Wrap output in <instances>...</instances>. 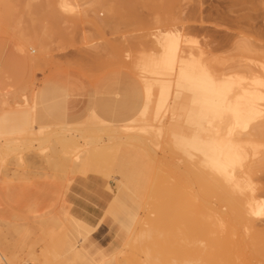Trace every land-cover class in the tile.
<instances>
[{"label": "rangeland", "instance_id": "rangeland-1", "mask_svg": "<svg viewBox=\"0 0 264 264\" xmlns=\"http://www.w3.org/2000/svg\"><path fill=\"white\" fill-rule=\"evenodd\" d=\"M135 1L136 2H134V0H127V1L125 0V2L124 0L123 1L122 0H110V1L109 0H78L79 6L77 8V11L71 13L69 12V10H67L66 12L65 9L66 7L64 8V6L67 5L64 4L66 2L73 3V0L72 1L71 0H0V145H3V149L2 148L0 149V257L5 258V260H2L0 258L1 261L0 264L1 263L2 264L4 263L5 264H90L87 261L88 259L87 260L81 259L78 250L71 247L69 243L74 244L77 243L78 240L79 248H82L80 246L81 244L80 242L83 239V236L84 237L88 236L90 237L91 240H94L98 244V246L102 247L105 250H110L111 244L113 242L114 233L115 231L118 230L121 223L125 225V229L127 230L129 229V231L124 235H128L130 237V234L135 235L136 233L134 237L135 244L134 246L132 245L133 248L130 247L131 245L128 246L129 244H131L130 241L133 240V238H131L133 236H131L130 239L128 237L129 242L126 245L127 250L124 248L125 246H123L122 250L120 248V250L117 251H119L120 253V251L124 250L127 253L130 249L134 251V249L137 248L138 250L136 251L138 252L134 251L133 253L130 250L131 253L129 252L128 255L125 252H123L121 253L122 255L120 254L121 256H115V253L116 255H119L118 252L115 251L113 253V259H112L113 261L111 260V262H113V264H116L117 263L115 259L116 257L119 263H122L124 261L126 263L129 262V264H135L136 260L137 261L140 260V262H143L146 259L147 264H150V262L147 261L149 260L148 259L149 255L147 254L151 255V253L154 250L153 251L150 250L152 252L150 253L146 252L147 254L142 255V253H140L139 251L140 246L137 245L138 243L140 245V242L138 240L140 236L143 235L146 236L145 235L146 232L144 231L145 230L144 228L147 227L146 225V223L148 222L146 221L148 220L147 217L149 215L151 217L154 216V214H151L152 208L150 209L144 206L148 205L149 207L148 203L152 205L151 203H155V201H157L158 198H161L162 195H163L162 198L166 196L170 192L169 186L170 188H172L174 183H176L175 185H179L177 184L178 182L176 181L178 180L179 182L181 181L182 183V181L183 180L185 181V178L187 177H188L187 179L191 180V181L189 180L190 183L186 180L187 186L184 183H182L181 185L182 187L183 185H185L187 189V193L190 192L189 189H191V192L189 194L184 193L186 192L185 190H183L185 188L184 187L182 188L181 185L178 188H180L179 189L180 192L181 190L184 191L183 192L184 195L187 194L189 195V197L191 195L192 197L191 199L194 198L193 195L194 192L196 194V190L198 189V186L197 187L195 186L196 182H193L192 178L190 177L193 176L196 178L197 177L196 174L197 173L200 174L201 170L204 171L203 166L206 167V165H202L203 169H201V165L198 166L200 167L198 168L199 171L196 173L194 170V172L191 175L190 172L191 167H189L190 170H188L189 168L185 169V166L189 164L188 163L189 158H187V154L185 155V152L182 151L184 153L183 154L181 151H179L180 149L177 150L175 148V146L173 145L174 143L172 142L174 140L172 139L173 136L171 132L164 131L165 129L164 130L161 129V132H158L156 130H158L157 129L158 127L159 128L163 127V125L161 124H167L168 122L171 121V117L173 116L172 112L174 110L178 116V119L176 120L177 122L175 121L174 125L175 126L176 124L179 125V127H181V129L179 128V131L184 134L183 136L186 135L187 137H189V135L193 134V130L198 127V126L194 127L196 126V124L194 126L192 125L196 120L198 109L196 107L197 105L195 106L192 103V99L194 98V94L192 93V91L188 88H179L176 86V80L174 79L175 77L172 76L174 74L173 70H172L173 72L170 71V73L172 72L173 74L172 75L170 74L169 77L168 75L169 68L167 67L168 71L166 70L165 71L168 74H166V76H163L164 69L166 68V66L165 68L163 66V75L157 74L158 73L157 70L159 68H161L160 70L162 71V67H161L162 65L160 66L159 63V65L157 66L160 67L158 68L156 66L157 61L153 59L152 61L153 62L155 61L154 62L155 65H153L150 59L151 51L152 53L155 54L156 57V53L157 52L159 53L160 50V47L158 48L159 45H157L156 42L154 43V39L152 37L153 33L155 36L156 30L162 32L165 31L169 32L171 30L175 31L176 29L179 30V28H184L185 36H188L187 37L188 40L190 39L185 46L188 47L187 49L189 50L192 47L191 50L194 51H196L203 44H205L207 40L208 41L216 40L219 43L222 42L221 44L224 47H221V45L218 43L215 44L216 41L214 43L215 47L213 45V49L215 51H213L211 57L213 60L216 61H214L215 64H213L212 67L215 68L216 70L212 69L210 71L215 70L218 72L220 69V71L223 70L224 72L225 69L221 68V67H225L224 65H227V68L226 67L225 68L229 69L228 65L234 63V60H232L233 61L232 62L230 59L232 57V59L237 60L236 65H240L238 64L239 61L241 63L240 67L249 66L250 69L252 68L251 70L253 69L255 70L256 73L253 70V73H255L253 74L254 76L257 74V76L259 77L261 76V78L264 80V76H262L264 75V0H135ZM118 2L121 5L115 4ZM128 3L132 5H129ZM114 6L115 7L121 6V8H118V10L116 8L115 9L116 12H114L115 10L112 12L110 8L113 9ZM127 7L129 9H127ZM41 16H43L44 18H42ZM68 19L69 21L71 20V22H69ZM78 19L79 21L74 22V20L76 21ZM41 23L42 24L45 23V25L42 26ZM33 24L34 26H32ZM153 26L156 27L153 28ZM219 45L221 48L219 47ZM249 45L251 46V48L249 47ZM245 47H249L248 49H254L255 52L257 49V52L254 53L253 52L254 50L253 51L247 50V48L245 49ZM218 48L219 50H217ZM258 50L260 51L258 52ZM159 54L157 55L156 58H159ZM228 58L229 61H231V63L227 62ZM222 60L226 61L227 63L224 62L226 63L224 64ZM201 61H204L203 58L201 59ZM211 61L212 60H210V62ZM149 62H151L152 64H150ZM220 62L224 65L222 66ZM204 63L207 65L210 64L209 62H208L209 64L206 63V61H204ZM141 64L142 65L144 64L143 69L140 68ZM145 64L147 67H145ZM216 64L218 66L220 65V68L217 67ZM251 64L254 67L251 66ZM231 65H230V69H231ZM234 65L235 63L232 65V67ZM151 66L153 67L151 68ZM214 66H216L217 68ZM209 67H211V64L209 65ZM151 69L156 70L157 73H155V71L152 72ZM230 69L229 71L227 70V73L231 72ZM243 69L242 71L239 69L240 70L239 72V70H235L234 68L232 69L233 70L232 72L238 71L240 74L241 72L244 71L248 73L251 71L248 68L244 71ZM151 72L155 73V75L150 74ZM225 73H224L225 76L228 75ZM220 74H222V72H220ZM233 74L237 75L236 73ZM249 75H251V77H249L251 78L249 79L251 80L250 82H255V80L252 81L254 77L252 75V71ZM246 76H241L240 74L239 77H243L242 79L241 78L239 79L238 76L237 78L236 77L235 78L241 81L240 83L241 85L242 83L246 82L247 86L249 87V82L245 81L244 78ZM232 77L234 76L232 75ZM213 78H215L214 74H213ZM222 78L225 79L224 77H221V80ZM230 79L231 80L229 81V83L232 82V78ZM158 80L160 81L162 80V84L167 83L168 81L171 82L170 94L168 96V106L170 107V109L167 108L166 105L164 109L160 111L163 112L158 114L157 117H155L157 119H155L154 118V116L156 115L155 103L157 102V100L154 99L155 97L156 99H158L159 95L157 93L160 90L164 89L162 88V84H160L161 82H158ZM222 83L223 81L221 82L219 81L218 85L219 84L221 86L227 85L228 88V87H232L230 84H232L233 82L230 83L229 86H228V81L227 84L225 83L222 84ZM232 85L234 86V84ZM221 86H218V88ZM247 86L245 85V88H247ZM237 87L238 86H236L232 92L234 93L236 89L240 90L239 92L236 91L238 92L239 97L238 96H236L237 98L235 97L237 100H239L241 99L242 96L245 95V94L243 95V93L246 90L244 89V85L240 89H238ZM250 88L249 90H252ZM254 89H255V85H254ZM231 90L232 89L230 88L229 91L231 92ZM249 90L246 92L248 93ZM229 91L227 89V91L224 90L223 92L222 91L219 92H221V94L222 93L224 94L225 92L229 94L228 93ZM262 91L264 93V87H262ZM207 93L208 92H206V95ZM251 94H249L250 96L249 95L248 96L252 99ZM224 95H226V93ZM235 95L236 94L234 95L230 94V96L233 97L230 98L229 96V98L232 99L234 98ZM209 96H205L206 98L202 100L206 101V99H208L207 97ZM223 96L222 97L219 96V97L223 99L224 98ZM225 98H226L225 100L229 99L227 95L225 96ZM243 98L241 100L244 104L247 103L246 107H248V103L254 102L249 100L243 101L244 100ZM234 100H232L231 102H234ZM204 101H203V105H204ZM251 103L249 105L250 107L248 108L252 107ZM227 104H226V108H223L225 109L224 114H226V117H228L227 116L228 114L226 112L228 110ZM236 104H234L235 106L233 105L232 108L230 107L229 104V107L232 110L231 111L228 110V113L231 112L232 114L233 112L236 113L235 110H237V112L240 110L242 111V112L239 111V114L241 115V113H244L243 110L247 109L246 112L252 114L251 109L250 111H248L249 109L246 107L245 109L241 107L242 110L239 108V106H242V103L239 105V102H237ZM145 105L147 107L146 108L147 112L146 111L144 112L146 113L142 111V109L145 108ZM258 105H260L261 107L260 108L262 112L261 118L264 119V99L261 100ZM43 106H45L48 109L49 111L48 115L46 114L47 111L44 109ZM205 106H208L206 107L207 112L205 111ZM171 107L173 108V110ZM210 107L211 106L205 104L204 109L202 107V110L210 114V112L214 111V110L212 111L210 110L215 108V107L213 108V105L211 108ZM148 109L151 110V112H149ZM215 111L217 112V110ZM220 111L218 110L219 113ZM204 112L202 111V116L209 115V114L206 115V113ZM140 113H144V115H142V118L144 117L145 119L147 118V120L144 119L145 123L143 124L147 126H143L142 124H139L141 128L139 125L136 124L137 119L139 118L142 119L140 117L141 116ZM152 113L154 114L152 115ZM234 113L232 114L233 117L235 116ZM218 114L215 116L218 117ZM220 114L219 117H221ZM245 114L244 115L242 114L243 115L242 117H244L243 119L247 120L248 117L245 116L250 114H246V115ZM147 115H151V116H147ZM213 116L211 115L210 117L212 118ZM231 116L229 118L234 119L233 117L231 118ZM201 117L198 120V122L204 119V117L202 118ZM224 117L225 115L223 116V118ZM135 118L137 119L135 120ZM149 118H151V120ZM206 118L207 117H205V119L203 120L204 122L202 121L203 123L201 122L202 124L204 123L206 124L207 122ZM223 118L222 120H226V118L224 119ZM249 119L252 120L251 116L249 117ZM249 119L247 121H249ZM213 120L214 119L210 121L212 122ZM242 120H240V123L244 121ZM139 121L140 120H137V123ZM217 121H220V119ZM244 122L246 123V125H244V123H241V126L244 125L246 127L240 126L238 129L240 130L241 128V131L237 129L236 132L234 133L237 132L241 133L243 132V130L245 131L246 129L249 128L248 127L249 125L247 124H251V123H248L246 121ZM149 123L151 124V126ZM157 123L160 125L158 126ZM207 123H209V121ZM225 124L227 126V130L223 129L224 127L222 128V130H225L226 132L230 131L229 125L231 128V125L233 123H228L229 125H227V123ZM62 125L65 128H63ZM126 126L127 127L134 126L133 127L134 129L132 130L131 128L127 129ZM138 126L140 129L137 128ZM68 127L71 129H69ZM208 127L206 129L205 128L202 129L203 127L202 128L200 127L198 129L200 135L201 132L202 133L204 132V135L201 136H203V138L206 139L205 141L207 143L206 142L205 143L207 145L210 144L208 143L209 140H207V138L205 137L206 132H208L207 136L209 135L210 137L209 134L210 131L207 130ZM252 127H250L249 129H251ZM173 128L176 132H178L177 131L178 129L176 130L174 126ZM176 128H178V126H176ZM210 128L211 127H209V129ZM58 129L60 131H58ZM62 129L63 130L65 129L64 135L62 134L63 137H68V136L70 137L71 135H73V133L74 136L78 137V138L76 137L78 139V140L76 139L77 141L76 143L77 145H80L81 149H79L78 152L72 153V157L77 153H81L75 155V157L79 156L83 160H86L88 158L87 161L89 162V164L87 168H82L83 171L81 172L80 171L76 172V170L74 171L71 168L69 171V167L71 166V164H73V158H75V157L72 158L70 156L72 150H70L71 151L70 155H68V158L70 157L68 160L69 164H67L68 166L65 165L66 170L65 168H63L64 170H62L63 163L61 164L60 161L62 160L61 157H63V162H64L65 156H61L62 154L61 152L63 149L61 150L62 147L59 144H57V141L60 140L59 138H63L61 135V131L63 133ZM115 130L117 131L114 132ZM205 130L207 131L205 132ZM232 131H234V128H232ZM250 131L251 130H249V132ZM36 132L41 136L38 137ZM69 132L71 134H69ZM212 132L215 134L217 131L212 130ZM226 132L224 135H226L227 137L228 132L227 133ZM249 132L245 131L243 132V134ZM27 133L30 135L31 133L32 135L33 133L35 134L33 136H30L27 135ZM112 133H117V135L114 134L116 137L112 135ZM218 133H221V135H218ZM222 133L224 132L223 131L221 132V128H220V130H218L217 132V136L215 135L213 138L216 137L219 140L220 138L221 140H223L224 135H222ZM55 134L59 136H56ZM214 134H212V136ZM42 136L44 137V140H42L43 138ZM54 136H56L57 138L56 137L54 138ZM112 136L114 137V139L111 138ZM36 137H38V141L40 143H38ZM129 137L130 138L132 137L131 139L142 137L143 138L141 139L142 141L145 138L151 139V140L148 139L144 140V141L148 140V142L149 141L152 142V143L149 142L150 145L148 144V147L150 146V149H148V147H146L148 150L146 148H143L145 147L144 144H146L147 146L148 143V142L145 143L144 141L143 143L141 142L138 144L140 147H136L138 145L137 144L135 145V141L130 140ZM115 138L118 140V143L116 142L117 140H115ZM122 138L125 139L123 140ZM126 138H128L129 141ZM247 138L248 137H246V139ZM54 139H56L57 141L55 142ZM171 139L172 141H170ZM224 139H229V137ZM246 139L243 141H246ZM98 140L99 142H97ZM221 140L218 143L223 144L224 142L223 146L225 147L226 145L228 146V144L230 143L229 142L228 144H225L227 143L226 141L228 140L223 142ZM249 140L253 141V138L247 139L248 142ZM110 141H112L111 142L112 145H110L111 144ZM212 141L213 140L211 139V142ZM90 142L92 144L94 142L97 143H95V145L94 144L92 145ZM246 142L244 143L242 142V144H244V146H242L244 149L245 147L246 148L248 147V150H251L252 147L255 149L254 147L255 145L252 146L253 144L251 145V142L249 144L248 142L247 143ZM89 143L91 145H89L88 147L87 144ZM98 143L100 144L101 147L98 146L99 145ZM5 144L7 146H5ZM38 144L41 145L39 146ZM102 144L105 147L102 146ZM124 144H127V146ZM140 144H142V146ZM206 144H205L206 148L209 147L210 149V147H212V146H207ZM220 144L219 147L220 149H222ZM117 145L119 146V149L117 150V152H115L116 151L115 149H117L118 147ZM246 145L252 147L250 148L249 146ZM92 146L96 147V149L93 148L91 151V149L89 148L90 147L92 148ZM225 147H223V150L224 149L226 150ZM229 147L230 146H228V148ZM86 148L88 150H86ZM59 149L61 150V152L58 151ZM109 149L110 150L113 149L114 151L108 152ZM144 149L147 151L151 150V154L149 153L151 157L150 156L149 157L152 158L153 156V158H155L156 160H154L153 158L152 159L148 158L147 157L148 155H146L148 152L145 151ZM98 150L100 151L98 152ZM238 150L239 151H236L238 158L236 157V155L234 157L232 154H230L233 157L229 159L231 157L229 154L226 157L223 156L224 154L223 155L221 154L222 155V156L220 155L222 157V158L220 157L221 160L222 159L225 160V158H228L227 161L232 160L233 158H237L238 160L241 154L242 156H244L243 159L245 158L244 161H246L247 158L249 159L248 161L250 162V164L251 162L256 161V159H254L256 157H253L254 160L251 161L252 154L255 153L252 150H251L252 154L250 151H247L248 152L247 154L250 153V155L248 156H246L247 155L245 153L246 150L244 151L240 149ZM37 151H39V153ZM68 151L66 152L67 154H69ZM80 151H84V152H80ZM88 151L89 153L92 152V154L89 155ZM85 152L89 156L84 155ZM94 152L96 153V155L93 154ZM101 152L104 156L105 153L107 152V156H105V158L108 157V159L110 158L111 155V157L114 159L113 160L114 163L112 162V160H110L111 161L110 165H107L109 164V162L106 163V161H103V160H107V158L105 159L102 156ZM238 152H240L239 155ZM56 153H60V155ZM224 153L227 154L226 152ZM98 154L100 155V157L102 156L101 157V159H103L102 161L97 156ZM54 155L57 157H55ZM93 155L95 157H93ZM96 156L100 160V164L98 163L99 161L98 159H97L98 164L95 163L96 161L94 160L96 159ZM184 156L186 157V159H184L185 158ZM253 156H255V154H253ZM57 158L58 161L56 160ZM183 159L187 161L186 163L188 164L185 165L182 161ZM224 160H222L221 162H224ZM237 160L236 162L239 163L240 160L239 161ZM68 161L65 160V162ZM212 162L213 161L211 160L210 163L209 162L207 163L211 164ZM236 162L234 160V163ZM240 162H241L240 166L242 164V169L245 171L246 168L244 169L243 167H247V165L252 168L255 167L253 166L254 165L253 163H252L253 165L252 164L249 165V162L248 163L247 162L245 163L243 161ZM101 163L102 164L104 163L103 166L104 165L110 167L113 166L112 170L111 168L109 170L108 167L107 171H102V168L104 169V167L101 165ZM90 165L95 167L93 168ZM117 165L118 166L125 165L128 168L127 170L129 171L131 181L130 183L127 184L126 188L118 181L117 176L114 177V179L109 178V175L110 176L112 174L114 176L116 175V171H117L116 167H118ZM156 165L158 168L156 172L157 171H158L157 173L161 172L160 176H163V178H165L166 180L164 182L167 184V182L169 181L171 185L168 183L169 186H167L168 185L167 184L161 188L164 189V191L160 197L155 198V196H157L158 194H156V191H154L153 192L154 196L150 200H153L154 198L156 200L155 201L153 200V202L152 201L149 202V199L148 201H146V196L148 197L149 195L148 188H150L149 192L151 193L150 191L152 187L151 184L154 183V182L152 183V180L154 181V179L151 180V178H156L155 177ZM213 165L214 164L212 163L211 165H209V167L210 166L212 167ZM234 165L235 164L227 165V167L229 168L228 170H230L231 169L230 167L231 166L233 167ZM96 167L97 168L99 167V169L97 170ZM216 167L217 166H214V168ZM236 167H237V171H235L234 167H233L234 169L232 170H234L236 173L242 172L241 168H239L238 166ZM211 169H213V167ZM211 169H210L211 171L210 173H213V170H215L214 172H219V170L216 171L217 169H213V170ZM254 169H256V167ZM71 170L73 172H71ZM169 170L174 173L170 172ZM184 170H186V172L188 170L187 176ZM205 171L207 172V170ZM205 171L203 174V178L207 174L208 175L210 174L208 172L206 174ZM189 172L190 174H188ZM49 173L51 174V176ZM236 173L233 174L237 175L236 178L239 180L241 176L246 175L245 173L241 175ZM173 175H175L176 177ZM212 175H214V173ZM218 175L219 174H217V176ZM248 175L252 177L254 173L253 174L249 173ZM36 176L38 177L36 178ZM160 176L158 174V177L160 179H163ZM220 176H218V178L216 177V175L211 177L214 178V181H217L220 178ZM207 177L208 176H206L204 180ZM211 177L209 178L211 179ZM253 177H254L253 179L257 177L256 181H258L257 183H259V187H260L258 193V195L260 194L259 201L261 202L263 201L262 206L264 209V169L262 172H257V176H253ZM221 178H223L225 181V177L221 176ZM172 180L173 183H171ZM158 181L154 184L156 185L157 183H159ZM222 182L220 184L224 185L225 183ZM162 183L163 182H161V184ZM161 184L160 183L157 184V187L153 185V187L155 186V188L152 187L153 188L152 191L156 188H160L159 185ZM190 186L191 188H189ZM165 191H169V192L167 193ZM176 192L178 195L181 196V194H179L180 192L179 193L178 191ZM139 195H142L143 197L140 198ZM152 195L150 194L151 197ZM180 196L178 197L180 198ZM183 198L185 199V196ZM208 198L207 200L205 199V201L206 202L208 201L209 203V200L211 201L213 197H211L210 199ZM180 199L178 200V202L182 204V200L183 202H185V200L187 201V196L185 200L184 199L180 200ZM145 201L146 203L147 202L148 203L144 205ZM190 201L192 200H189V202L188 201L187 202L191 203ZM212 202L214 203L211 202L210 203L215 204L216 200L213 199ZM185 205H187L186 208H188L189 210L190 207H188V204L185 203ZM81 207L86 208L85 211L80 212ZM75 208L76 210H74ZM143 208L147 212L144 211ZM186 208H185V213L186 211L188 212ZM263 209L260 215L256 216L257 218H255L257 229L263 231V233L261 234L262 237L264 235ZM65 213L67 216L65 215ZM104 213L106 214L105 221L103 222L102 225H99ZM186 215L184 216V219ZM114 216L118 218V221L116 223L114 222L112 226L113 229L111 231H108L106 226L107 224L109 223L111 224V222H113ZM137 218L139 219V221ZM186 218L189 221V217ZM187 220L184 221L186 222V225L187 224L189 225V222ZM145 221L146 223H144ZM184 221H182V223H185ZM143 224H145L146 226L145 225L143 226ZM139 225L141 228L143 227V231L145 233L142 232V235L140 233L139 238L137 239L138 237L137 232L139 230H142L139 227ZM182 225L184 227H181V225H179V228L180 229L182 228V231L185 233L186 231L184 230L187 228V232L190 234L188 225L187 226L185 224ZM65 227L68 229H66ZM135 228L137 229L139 228V229L135 230ZM70 230L72 232V237H71V232L69 233ZM183 232H179V233H183ZM185 233H184L185 237L181 234L183 238H187V235L189 236V234L185 235ZM81 235L82 237H79ZM176 235L177 237H174L176 240L172 239L173 236L168 237L167 240L171 241L172 239V241H176V243L174 244L177 245V241L179 242V240L180 239L183 240V238H181V236H178V233ZM262 237H260V240L261 242H264V237L263 238ZM145 239L146 238H143L141 240H145ZM69 240L71 242H69ZM137 240L138 243H136ZM182 240L180 241L182 242ZM189 240L191 241V239ZM172 241L170 242L171 244H169L170 248H173L171 247L173 243ZM188 241L186 240V242ZM190 241L188 243L191 245ZM261 244L259 245V248H262L264 250ZM180 245L177 246L180 247ZM186 248L187 250L189 249L192 250L191 247L186 246ZM186 248L184 247V250ZM181 249L182 246L180 250ZM172 250H170L169 253H171ZM177 250L178 252L176 251L175 254L174 252L171 253L172 257L171 254L169 255V257L172 258L171 260L175 259L174 257L177 256V254H180L179 248H177ZM184 250L182 249L183 252ZM168 251L165 250L164 252L165 255H167V257H168L167 254ZM87 253H88L87 255L94 262L100 263L99 260L94 255H92L91 253L89 254V252ZM135 253H136L135 256L136 258L133 257L134 256L133 254ZM155 253L157 255L156 251ZM155 253H152L154 255L150 256L152 259L154 256H156ZM188 254L189 253L187 254L185 253V257ZM144 255L147 258H145ZM165 255L163 253L161 254V257L163 258V263H164V258H166L165 261L167 259H170L169 257L167 258ZM129 256L132 257V260L131 258L128 259ZM188 256L186 257V260L188 258V260H191L189 262H193V264L204 263V259L199 258V256L197 257V255L196 256L194 255L193 258L192 256L190 257ZM185 257L182 258V261L185 260ZM194 257L196 261L194 260ZM154 259H156V257ZM176 259L179 258L176 257ZM192 260H194L195 262ZM132 261H134V263ZM169 262L170 261H168L167 263L169 264ZM189 262L186 263V261H184L182 264H189ZM144 263L145 262H143V264ZM153 263L156 264L157 261ZM173 263H175V261ZM256 263L264 264V259L259 261L257 260Z\"/></svg>", "mask_w": 264, "mask_h": 264}, {"label": "bare ground", "instance_id": "bare-ground-1", "mask_svg": "<svg viewBox=\"0 0 264 264\" xmlns=\"http://www.w3.org/2000/svg\"><path fill=\"white\" fill-rule=\"evenodd\" d=\"M72 1V0H71ZM110 1V0H109ZM123 1V0H122ZM127 1V0H126ZM120 2V1H119ZM115 3V4H117V5H121L120 3ZM124 2H125V0H124ZM134 2H136L135 0H134ZM134 2H133V4H134ZM101 4V3H100ZM104 4H105V2H104ZM108 4V3H107ZM129 4V3H128ZM137 4V3H136ZM64 5H67V6H64V8L66 9V12H67V10H69V12H75V11H77V8H78V6H79V4H78V0H73V3H68V2H66ZM112 5H113V3H112ZM117 5H115V6H117ZM122 5H123V3H122ZM129 5H132V4H129ZM129 5H127V6H129ZM102 6V5H101ZM108 6V5H107ZM114 6V8L112 9V8H110V10H112V12L117 8V10H118V8H121V6H119V7H115ZM126 6V5H125ZM110 7V6H109ZM135 7V6H134ZM108 8V7H107ZM123 9V8H122ZM127 9H129L128 7H127ZM109 10V9H108ZM120 11H121V9H120ZM111 12V11H110ZM114 12H116V10L114 11ZM123 12V11H122ZM121 12V13H122ZM109 13V12H108ZM67 14V13H66ZM74 14V13H73ZM80 14V13H79ZM116 14V13H115ZM118 14H119V12H118ZM43 15V14H42ZM69 15V14H68ZM117 15V14H116ZM72 16V15H71ZM119 16H120V14H119ZM118 16V17H119ZM42 18H44L43 16H41ZM73 17V16H72ZM110 17V16H109ZM39 18H40V16H39ZM67 18H68V16H67ZM76 18V17H75ZM78 18V17H77ZM117 18V17H116ZM38 19V18H37ZM71 19V18H70ZM74 19V18H73ZM114 20V19H113ZM158 20V19H157ZM68 21H69V19H68ZM77 21H79V19L78 20H74V22H77ZM69 22H71V20L69 21ZM111 22H112V20H111ZM43 23V22H42ZM41 23V25L42 26H44L45 25V23L44 24H42ZM108 23V22H107ZM40 24V23H39ZM74 24V23H73ZM160 24V23H159ZM40 25V26H41ZM110 25V24H109ZM149 25V24H148ZM32 26H34V24L32 25ZM36 27V26H35ZM156 27V26H155ZM154 26H153V28H155ZM201 27V26H200ZM193 28V27H192ZM195 28V27H194ZM44 31H46V30H44ZM190 31V30H189ZM185 30H184V28H179V30L178 29H176L175 31H165V32H162V31H157L156 30V32H155V36H154V33H153V35H152V37H153V39H154V43L156 42V44L157 45H159L158 46V48L160 47V50H159V58H156L157 57V53H156V57H155V54L154 53H152V51H151V54H150V59H151V62L153 63V65H155V61H157L156 62V66L157 65H159V63H160V66L162 67V71L160 70L161 68H159L160 66H157L159 69V71L157 70V72H156V70H153V69H151V71L152 72H154L155 71V73H157V74H159V75H163V66H164V68H165V66H166V68L164 69V75L163 76H166V74H168L166 71H168L167 69L169 68V77H170V74L172 75L173 73V75L172 76H174L175 78V80H176V86L177 87H179V88H188V89H190L191 91H192V93L194 94V98L192 99V103L197 107V109H198V112H197V116H196V120H195V122L192 124L193 126L196 124V126H194V127H197V128H195L194 130H193V134L192 135H189V137H187L186 135L185 136H183L184 134L183 133H181L180 131H179V128L181 129V127H179V125H177L176 123V126H178V128H176V126L174 125V122L178 119V116H177V114L175 113V111L173 110V108H172V110H173V116L171 117V121L170 122H168L167 124H161V125H163V127L162 128H157L158 130H156V131H158V132H161V129H165L164 131H170L171 132V134H172V136H173V140L174 141H172V139L170 140V141H172L174 144V146H175V148L177 149V150H179V151H183V152H185V155L187 154V158H189L188 160V163H186L187 161H185L184 159H186V157L182 160L183 161V163L186 165V164H188V165H186L185 166V169H187V168H189V167H191V175H192V173L194 172V170H195V172L197 173L199 170H198V168H200V167H198V166H200L201 165V169H203L202 168V165H206V167L205 166H203L204 167V171L205 170H207V172L208 173H210L211 171H210V169L213 167V169H217L216 171H218L219 170V172H214L215 170H213V169H211V170H213V173H214V175H216V177L218 178V176H223V177H225V181H224V179L223 178H221V176H220V178L217 180V181H214V178L213 177H211V176H214V175H212L213 173H210L209 175L207 174V172L205 171V173L207 174L206 176H208L205 180H204V178L206 177H204L203 178V174H204V171L203 170H201V172H200V174L199 173H195L196 175H197V177L195 178V177H190V178H192V180H193V182H196V187L198 186V189L196 190V194H195V192H194V195H193V199H191L192 197H191V195H190V197H189V195H187V194H189L190 192H191V189H189L190 190V192L189 193H187V189H186V187H185V185H183V187L185 188V189H183V190H185L186 192H184L183 190H181V192L179 191V189L180 188H178L182 183H184V184H186V186H187V181L190 183V179H187V178H185V181L183 180L182 181V183H181V181L179 182L177 179V181L176 182H178L177 184H179V185H175L176 183H174V185H173V187L172 188H170V186H169V181L167 182V184L164 182V181H166L165 180V178H163V176H160V174H161V172H159V173H157L156 172V170L158 169L157 168V165H156V169H155V174H156V178H158V179H156V178H151V180L152 179H154V181L152 180V183L154 182V183H156L160 178L158 177V174H159V176L160 177H162L163 179H160L158 182L161 184V182H163L161 185H163L164 183V185L163 186H161V185H159V187L160 188H156V189H154L153 191H152V189L153 188H155V186L157 187V184H159V183H157L156 185L153 183V184H151L152 185V187H153V185H155L153 188L151 187V193L149 192V189L150 188H148V197L146 196V201H148V199H149V202L150 201H152L153 202V200L155 201L156 199V197H160L161 196V194H163V191H164V189H161L162 187H164L165 185H167V186H169V189H170V192L169 191H165V192H169L166 196H164L163 198H162V196H161V198H158V200L157 201H155V203H151L152 205H150V203H148L149 204V207H148V205H146V206H144V207H147V208H152V213L151 214H154V216H148L147 217V219L148 220H146V221H148L147 223H146V221L144 222V223H146V225H147V227L146 228H144L145 230V232L143 231V227L141 228L140 227V225H139V227L142 229V230H139V231H141V232H137L138 234V237H137V239L139 238V234L141 233V235H142V232H144L145 233V235L146 236H140V238L141 239H143V238H146L145 240H141L140 238L138 239L139 240V242H140V245H139V243H138V240H137V242L136 243H138L137 245L138 246H140V249L142 250V252H141V250L139 249V251H140V253H142V255L143 254H147V253H150V252H152L153 250V252L152 253H155V251L157 252V255H156V253H155V255L156 256H154L153 257V259L150 257L151 255H154V254H152L151 253V255L150 254H147V255H149V257H148V259L149 260H147L148 262H150V264H154L153 262H156L157 261V263L156 264H166L168 261H170L169 262V264H182L184 261H186V263H188L189 261H191V260H188V258H187V260H186V257L188 256V257H190V256H192V258H193V256L195 255H197V257L199 256V258H202V259H204V263L205 264H257L256 262H257V260L259 261V260H262V259H264V250L262 249V248H259V245L262 243H264V242H261V240H260V237H262L261 236V234L263 233V231H260V230H258L257 229V226H256V221H255V218H257L256 216H258V215H260V213L262 212V209H263V206H262V204H263V201L261 202V201H259V198H260V194L258 195V193H259V183H257L258 181H256V179H257V177H255V179H253L254 177L253 176H257V172H262L263 171V169H264V149H262V148H264V119H262L261 118V114H262V112H261V107H260V105H258L259 103H260V101L261 100H263L264 99V93H263V91H262V87H264V80L261 78V76L259 77V76H257V74L254 76L253 74H255L256 72H255V70H254V72L255 73H253V70H251L250 69V67L248 66V67H240V65H241V63L238 61V64H240V65H236V59H232V57L230 58L231 59V61L232 60H234V63H235V65L232 67V65L234 64H232L231 63V61H229V58H228V61L227 62H229V63H231V64H229L228 65V68L230 69V65H231V69H230V71L231 72H228L227 73V70L229 71V69H226L227 68V65H224V64H226L227 62L226 61H223L222 60V62L224 63V62H226V63H224V64H222L221 62H220V64H222V66L224 65L225 67H221L222 69L224 68L225 69V71L223 72V70L222 71H220V65L218 66L217 64H216V66L217 67H219L218 69H219V71L220 72H222V74H220V72L218 71H215L216 69L215 68H213L212 67V65L213 64H215L214 63V61H216V60H213L212 59V53H213V51H215L214 49H213V45H214V43H215V41L216 40H210V41H206L205 42V44H203L200 48H198L196 51H194V50H191V48H190V50L189 49H187L188 47H186L185 45L187 44V42H189V40H188V36H185ZM157 33V34H156ZM187 33V32H186ZM46 34V33H45ZM50 35V34H49ZM187 35V34H186ZM42 37V36H41ZM45 38V37H44ZM43 39V38H42ZM156 40V41H155ZM220 44L221 45V47H224L221 43L222 42H217L216 41V43L215 44ZM225 43V42H224ZM227 43V42H226ZM229 43V42H228ZM251 44V43H250ZM220 45H219V47H220ZM228 45V44H227ZM22 46V45H21ZM226 46V45H225ZM214 47H215V45H214ZM220 47V48H221ZM249 47L251 48V46L249 45ZM249 47H245V49L247 48V50H251V51H253L254 49H248ZM252 47H253V45H252ZM22 49H23V47H22ZM153 49V48H152ZM194 49H196V48H194ZM256 49V48H255ZM217 50H219V48L217 49ZM260 50H258V52H259ZM25 52V51H24ZM254 53H256L257 52V49H256V52H255V50L253 51ZM196 53H198V54H196ZM259 55V54H258ZM149 56V55H148ZM206 57V58H205ZM211 59H210V58ZM214 57V56H213ZM144 58V57H143ZM203 58V60L204 61H206V63H210L211 64V67H209V65H207V64H205L204 63V61H201V59ZM207 58H208V60H207ZM145 59V58H144ZM153 59H155V61L153 62L152 60ZM196 59H199V60H196ZM215 59V58H214ZM210 60H212L211 62H210ZM208 61V62H207ZM252 61V60H251ZM151 62H149L150 64H152ZM202 62H203V64H202ZM233 62V61H232ZM143 63V62H142ZM218 63V62H217ZM250 63H253V62H250ZM262 64V63H261ZM144 65V64H143ZM142 64H141V66H140V68H144V66H143ZM250 65V64H249ZM155 66V67H156ZM216 66H214V67H216ZM246 66V65H245ZM251 66H253L252 64H251ZM145 67H147L146 66V64H145ZM153 66H151V68H152ZM156 67V68H157ZM168 67V68H167ZM216 67V68H217ZM236 67H237V69H236ZM254 67V66H253ZM211 68V69H210ZM235 68V70H241L242 71V69L243 68H248V69H250L251 71H252V75L255 77H253V79H252V81L253 80H255V82H250L251 80H249V79H251V78H249V77H251V75H249L250 73H251V71L248 73V72H246V71H244V70H246V69H243V71L245 72H241L240 74H241V76H246L247 75V73H248V75L246 76V77H244L245 78V81H248L249 82V87L247 86V83L245 84V83H242V85L240 84L241 83V81L240 80H238V79H236L237 78V76L239 77V72H240V70H239V72L237 73V72H232L233 70L232 69H234ZM260 68V67H259ZM148 69V68H147ZM150 69V68H149ZM155 69V68H154ZM171 69V70H170ZM212 69H215V70H213V71H210V70H212ZM166 70V71H165ZM174 72H173V71ZM234 70V71H235ZM261 70V69H260ZM143 71H145V70H143ZM147 71V70H146ZM170 71H172L171 73H170ZM248 71V70H247ZM142 72V71H141ZM150 73V74H154L155 75V73ZM213 72V73H212ZM226 72V73H225ZM144 73V72H143ZM220 75H219V74ZM224 73L225 74H228L229 75V77H228V75H224ZM233 73H236L237 75H234ZM244 73V74H243ZM148 74V73H147ZM213 74H214V77L215 78H217L218 79V77H219V79L217 80V79H215V78H213ZM239 74V75H238ZM246 74V75H245ZM221 75H223V76H221ZM232 75L234 76V77H232ZM171 76V77H172ZM218 76V77H217ZM224 77L225 79H223L222 78V80H221V77ZM262 76H264V75H262ZM236 77V78H235ZM248 77V78H247ZM205 78H206V80H205ZM227 78V79H226ZM230 78H232V82H230V83H232V84H234V86L232 85V84H230L229 83V81L231 80ZM234 78V79H233ZM242 79L243 77H239V79ZM247 78V79H246ZM229 79V80H228ZM228 81V86H229V84L233 87H228L227 88V85L225 86V85H218V83H219V81L221 82V81H223V83L222 84H227V81ZM236 80V81H235ZM206 81V82H205ZM225 81V82H224ZM158 82H161L160 84H162V80L160 81V80H158ZM237 82V83H236ZM250 83H252V84H250ZM239 85H240V87H239ZM244 85V89L246 90V91H248L249 90V88L251 87V85H252V87L250 88V89H252V90H249V92L247 93L245 90H243V91H245L244 93H243V95L244 96H240L241 97V99L243 98L244 100L243 101H254V102H250L251 104H252V107L251 108H248V107H250L249 105H250V103H248V107H246V104L247 103H243L242 102V100L241 99H239V100H237L236 98V96H238L239 97V95H238V92L240 91V90H235L234 91V93L232 92L233 91V89H235V87L236 86H238L237 88L238 89H240L242 86ZM245 85L247 86V88H245ZM254 85H255V89H254ZM218 86H221V87H219L218 88ZM170 87H171V82L170 81H168L167 83H163L162 84V88H164V89H162V90H160L157 94L159 95L158 96V99H156V97H155V99L154 100H157V102L155 103L156 105H155V116H154V118L155 117H157V115L158 114H160V113H162V112H160L162 109H164V107L167 105V108H169L170 109V107L168 106V96H169V94H170ZM222 87H226L227 89H228V91L230 90V88L232 89L231 90V92L229 91L228 93L229 94H227V92H225L226 93V95L228 96V98H229V96H230V94L231 95H234V94H236L235 96H234V98H232V99H230L231 97H233V96H230V98L228 99V100H225L226 98H225V96L226 95H224L223 93L221 94V92H219V91H227V89L225 88H222ZM222 88V89H221ZM219 89H221V90H219ZM224 89V90H223ZM248 89V90H247ZM219 90V91H218ZM204 91H205V93H204ZM236 91H238V92H236ZM254 91V92H253ZM206 92H208L207 93V95H206ZM219 92V93H218ZM202 93H203V95H202ZM252 93V94H251ZM157 94H156V96H157ZM241 94V93H240ZM249 94H251V97H252V99L249 97L250 95ZM210 95V96H209ZM224 95V96H223ZM249 95V96H248ZM255 97V99H254V97ZM205 96H209V97H207L208 99H206V101H204V100H202V99H205L206 97ZM219 96H223L224 98L223 99H221V97H219ZM236 97V98H235ZM249 97V98H248ZM152 98V97H151ZM246 98V99H245ZM150 99V98H149ZM148 99V100H149ZM234 99H236V100H234ZM232 100H234V102H231ZM240 100H241V102H240ZM152 101V100H151ZM203 101H204V105L205 104H207V105H209V106H211L212 107V105H213V108L214 109H211L210 111H212V110H217V112L215 111H212L213 113H215V114H213L212 112H210V114L213 116L212 118L210 117L211 115L209 114V113H206L207 112V110H206V107H208V106H205V111L206 112H204V110H202V107H203V109H204V105H203ZM32 102V101H31ZM237 102H239V105L242 103V106H239V108L242 110V108L243 109H245V107L246 108H248L249 110L248 111H250V109H251V112H252V114H253V116H252V114H250V113H247L246 111H247V109H245V110H243V112L244 113H241V115L239 114V111L237 112V110H235L236 111V113H234V117H233V113L231 114V112L230 113H228V110L229 111H231L232 109H230V107L232 108L233 107V105L234 104H236ZM225 105H224V104ZM227 103H229L230 104V107H229V104H227ZM232 103V104H231ZM226 104H227V107H228V110L226 111L227 112V116L228 117H226V114H224L225 113V109H223V108H226ZM148 105V104H147ZM154 105V104H153ZM171 105V104H170ZM203 105V106H202ZM237 105V104H236ZM225 106V107H224ZM235 106V105H234ZM238 106H236V107H238ZM210 107V108H211ZM242 107V108H241ZM146 105H145V108L144 109H142V111L144 112V111H146ZM149 108V107H148ZM154 108V107H153ZM166 108V109H167ZM209 108V109H210ZM263 108V107H262ZM150 109V108H149ZM148 109V110H149ZM165 109V110H166ZM168 109V110H169ZM209 109H208V112H209ZM220 109H221V111H220ZM234 109H236V108H234ZM218 110L220 111V113L218 112ZM153 111V110H152ZM167 111V110H166ZM178 111V110H177ZM176 111V112H177ZM202 111L204 112V113H206V115L207 114H209L208 116H205V117H207L206 118V120H207V122L209 121V123H207L206 122V120H205V122H206V124L204 123V124H202L204 121V119H205V117L204 116H202ZM224 111V112H223ZM147 112V111H146ZM146 112H144V113H146ZM149 112H151V110H149ZM240 112H242V111H240ZM144 113H140L141 114V118H142V115H144ZM164 113H165V111H164ZM220 114V116L221 117H219V114ZM223 113V114H222ZM250 114V115H247V116H245V117H248L247 118V120L249 119V117L251 116V119L252 120H250L249 119V121H247V120H245V119H243L244 117H242L244 114ZM154 113H152V115H153ZM218 114V117L217 116H215V115H217ZM232 116H231V115ZM243 114V115H242ZM245 114V115H246ZM225 115V117L224 118H226V120H222V118H223V116ZM231 116V118L233 117L234 119H230L229 117ZM89 116H90V113H89ZM147 116H151V115H147ZM204 117V119L202 120V121H199L198 122V120L200 119V117ZM139 117V116H138ZM153 117V116H152ZM159 117V116H158ZM201 117V118H202ZM209 117V118H208ZM217 119H216V118ZM153 118V119H154ZM220 119V121H217V120H219ZM223 118V119H224ZM230 120H229V119ZM244 120V121H246V122H248V123H251V124H247V125H249L248 127L250 128V127H252L253 125V127L251 128V129H246V128H244V129H246L245 131H247V132H249V130H251L249 133H246V134H243V132H245L244 130H243V132H241V133H234V132H236V130L241 126V123H244V125H246V123L242 120V119ZM137 118H135V120H136ZM144 119H145V117L144 118H142V119H137V120H140L138 123H137V120H136V124L137 125H139V124H144L145 122H144ZM150 120H151V118H149ZM155 119H157V118H155ZM212 119H214L212 122L210 121V120H212ZM145 120H147V118L145 119ZM215 120H216V123H215ZM229 120V121H228ZM240 120H242L243 122H241L240 123ZM223 121H225V122H223ZM227 121V122H226ZM230 121H232V122H230ZM252 121V122H251ZM134 122V121H133ZM140 122H142V123H140ZM159 122H161V121H159ZM177 122V121H176ZM202 122V123H201ZM218 122V123H217ZM200 123H201V126H200ZM216 125H214V124ZM225 123H227V125H229L228 123H233L232 125H231V128H230V125H229V130L230 131H227L228 132V134H227V137H226V135H224L225 134V130H227V126H226V124ZM135 124V125H136ZM147 124V123H146ZM150 124V123H149ZM158 124V123H157ZM156 124V125H157ZM187 124V123H186ZM209 125V127H211L210 129H209V127H208V125ZM217 124H218V126H217ZM225 124V125H224ZM133 125V124H132ZM160 124H158V126H159ZM203 125V126H202ZM207 125V126H206ZM219 125H220V127H219ZM241 126V127H246V126ZM63 126V125H62ZM61 126V127H62ZM124 126V125H123ZM140 126V125H139ZM139 126L137 127V128H139ZM143 126H147V125H143ZM150 126H151V124H150ZM173 126L175 127V129L179 132V134H178V132H176L175 130H174V128H173ZM181 126V125H180ZM235 126V127H234ZM238 126V127H237ZM121 127V126H120ZM127 127V126H126ZM134 126H130V127H127V129L128 128H131V130L132 129H134L133 128ZM153 127V126H152ZM202 128V129H206L207 127H208V131H210L209 132V134H210V137H209V135L207 136V133L208 132H206L207 130H205V134H206V138H207V140H209V142L208 143H210L209 145H207L206 143V139H204L203 138V136H201V135H204V132L202 133L201 132V135L199 134V128ZM224 127V128H223ZM226 127V128H225ZM63 128H65L64 126H63ZM69 128V127H68ZM140 128H141V126H140ZM139 128V129H140ZM149 128V127H148ZM220 128H221V132L223 131L224 133H222V135H224V137L223 136H220V137H223V140H221V138H220V140L223 142V141H226V140H228V141H226L227 143H225V144H228L229 142V144H228V146H230L229 148H228V146L226 145V147L225 146H223L224 145V142H223V144H220V143H218V142H220V140L219 139H217L216 137V139L218 140H216L215 138H213L215 135L217 136V132H218V130H220ZM222 128L223 129H225V130H222ZM232 128H234V131H232ZM54 129V128H53ZM69 129H71V128H69ZM120 129H122V128H120ZM135 129H136V127H135ZM173 129V130H172ZM47 130V129H46ZM63 130V129H62ZM154 130H155V128H154ZM212 130L213 131H217L215 134L212 132ZM239 130V129H238ZM38 131V130H37ZM40 131V130H39ZM58 131H60L59 129H58ZM64 131H65V129L63 130V133H62V131H61V135L63 134L64 135ZM68 131V130H67ZM71 131V130H70ZM73 131V130H72ZM117 130H115L114 132H116ZM155 131V132H156ZM201 131V130H200ZM239 131H241V128H240V130ZM212 132V133H211ZM226 132V133H227ZM37 133V132H36ZM52 133V132H51ZM56 133H58V132H56ZM60 133V132H59ZM67 133V132H66ZM65 133V134H66ZM35 133H33V135H34ZM68 134V133H67ZM69 134H71L70 132H69ZM114 134H116L117 135V133H112V135H114ZM163 134V133H162ZM161 134V135H162ZM180 134H182V135H180ZM212 134H214L213 136H212ZM23 135V134H22ZM26 135V134H25ZM27 135H30V134H28L27 133ZM32 135V133H31V135L30 136H33ZM37 135H38V137L39 136H41V135H39L38 133H37ZM36 135V136H37ZM44 135V134H43ZM56 136H59V135H57V134H55ZM63 135H62V137H63ZM218 135H221V133H218ZM229 135V136H228ZM56 136H54V138L56 137ZM115 136V135H114ZM38 137H36L37 138V141H38ZM43 137V136H42ZM41 137V138H42ZM46 137V136H45ZM77 136H74V133H73V135H71L70 137L68 136V137H63V138H59L60 140H56V139H54V141L56 142L57 141V144H59L60 146V148H61V150L63 149L64 150V152H65V154H64V152H63V150H62V152H61V150L59 149L58 151H60L62 154H61V156H65V158H64V162H63V157H61V161H60V163L62 164L63 163V167H62V170H64L63 168H65L66 166L65 165H67V164H69V158H68V155H70V150H72V152H71V157H72V153H74V152H78L79 151V149H81V147H80V145H77V141H76V139L78 138H76ZM116 137V136H115ZM158 137H159V135H158ZM219 137V136H218ZM229 137V139H224V138H228ZM246 137H248L247 139H251V138H253V141L252 140H249V142L247 141V139H246ZM22 138H23V136H22ZM24 138H26V137H24ZM35 138V137H34ZM40 138V139H41ZM57 138V137H56ZM111 138H113L114 139V137L112 136ZM130 138V137H129ZM132 138V137H131ZM130 138V140H132V141H135V145L137 144H139V143H143V141L145 140V139H148V138H145L143 141L141 140V139H143L142 137L140 138V137H138V138H133V139H131ZM162 138V137H161ZM231 138V139H230ZM20 139V138H19ZM33 139V138H32ZM48 139V138H47ZM109 139V138H108ZM123 139V138H122ZM125 139V138H124ZM123 139V140H124ZM128 141H129V139L128 138H126ZM211 139L213 140L212 142H211ZM246 139V141L248 142V144L251 142V145L252 146H254L255 147V149L252 147V146H249V145H246V146H249L250 148H251V150L253 151V152H255V153H253V154H255V156H253V154H252V152H251V150H248V147L246 148L245 147V149L242 147V146H244V144H242V142L244 143V142H246V141H243V140H245ZM42 140H44V137L42 138ZM46 140V139H45ZM78 140V139H77ZM115 140H117L116 138H115ZM122 140V141H123ZM148 140H151V139H148ZM148 140H146V141H144L145 143H147L148 142ZM255 140V141H254ZM50 141V140H49ZM90 141V140H89ZM108 141V140H107ZM114 141V140H113ZM121 141V140H120ZM217 141V142H216ZM52 142V141H51ZM50 142V143H51ZM54 142V143H55ZM97 142H99V140L97 141ZM97 142H94L93 144L95 145V143H97ZM112 141H110V143H111ZM115 142V141H114ZM117 143H118V140L116 141ZM150 143H152L151 141H149ZM147 143V146H146V144H144V146L145 147H143V148H146V147H148V144L150 145V143ZM153 142H155V141H153ZM206 142V143H205ZM246 142V143H247ZM253 142V143H252ZM19 143V142H18ZM29 143V142H28ZM37 143V142H36ZM38 143H40L39 141H38ZM91 143V142H90ZM87 144L88 145V147H89V145H91V144ZM104 143V142H103ZM107 143V142H106ZM109 143V144H110ZM117 143H115V144H117ZM121 143V142H120ZM212 143V144H211ZM245 143V144H246ZM13 144V143H12ZM33 144V143H32ZM56 144V143H55ZM92 144V145H93ZM99 144V143H98ZM114 144V145H115ZM134 144V143H133ZM132 144V145H133ZM205 144L207 145V146H212V147H210V149H209V147L208 148H206V146H205ZM219 144L221 145V147H222V149H220V147H219ZM231 144V145H230ZM242 144V145H241ZM11 145V144H10ZM39 146L41 145V144H38ZM106 145V144H105ZM110 145H112V143L110 144ZM113 145V146H114ZM120 145V144H119ZM124 145H126L127 146V144H124ZM124 145H122V146H124ZM141 146H142V144H140ZM152 145H154V144H152ZM5 146H7L6 144H5ZM4 146V147H5ZM46 146V145H45ZM48 146V145H47ZM50 146V145H49ZM52 146V145H51ZM86 146V145H85ZM98 146H100V144L98 145ZM102 146H104L103 144H102ZM107 146V145H106ZM116 146V145H115ZM118 146V145H117ZM158 146V145H157ZM156 146V147H157ZM53 147V146H52ZM101 147V146H100ZM105 147V146H104ZM103 147V148H104ZM128 147H129V145H128ZM130 147H131V145H130ZM136 147H140L139 145L138 146H136ZM155 147V148H156ZM223 147H225L226 148V150L224 151L223 150ZM3 149V145H0V149ZM9 148V147H8ZM37 148H38V146H37ZM36 148V149H37ZM96 149V147H93L92 146V148L90 147L89 149H91V151H92V149ZM116 148V147H115ZM123 148V147H122ZM127 148V147H126ZM228 148V149H227ZM244 150H246L245 151V153L247 154L248 152L247 151H250L251 152V154H252V159H251V161H253L254 159H256V161H254V162H251V164L253 165V166H255L256 167V169H254L255 167H250V166H248L247 165V167H243L244 169L246 168V171L245 170H243L242 169V164H241V166H240V161H243V162H247L249 159L247 158V160L246 161H244V159H243V157L244 156H242L241 154H240V152H238V155L240 154V156H239V159L237 160V158H238V156H237V152L236 151H239L238 149H240V150H242V151H244ZM5 149V148H4ZM20 149V148H19ZM41 149V148H40ZM51 149H53V148H51ZM100 149H102V148H100ZM111 149V148H110ZM109 149V151L108 152H113L114 150L112 149V150H110ZM119 149V146L117 147V149H115L116 151L115 152H117V150ZM130 149V148H129ZM147 149V148H146ZM148 149H150V146L148 147ZM147 149V150H148ZM152 149V148H151ZM261 149H262V151H261ZM9 150H11V149H9ZM29 150V149H28ZM50 150V149H49ZM65 150H69L68 151V153L69 154H67L66 152L67 151H65ZM75 150V151H74ZM83 150V149H82ZM86 150H88L87 148H86ZM106 150V149H105ZM125 150V149H124ZM127 150V149H126ZM145 150V149H144ZM147 150H145V151H147ZM220 150V151H219ZM228 150V151H227ZM255 150V151H254ZM15 151V150H14ZM32 151V150H31ZM40 151H42V150H40ZM46 151V150H45ZM44 151V152H45ZM53 151V150H52ZM56 151V150H55ZM54 151V152H55ZM100 150H98V152H99ZM102 151V150H101ZM103 151H104V149H103ZM107 151V150H106ZM222 151H223V153H222ZM34 152V151H33ZM32 152V153H33ZM38 153H39V151H37ZM36 152V153H37ZM80 152H84V151H80ZM148 153L146 154V155H148L147 157L148 158H150L151 156H150V154H151V150L150 151H147ZM182 152V153H183ZM210 152V153H209ZM221 152V153H220ZM224 152H226L227 154H225ZM9 153V152H8ZM13 153V152H12ZM47 153V152H46ZM50 153V152H49ZM88 153H89V151H88ZM105 153V152H104ZM150 153V154H149ZM7 154V153H6ZM45 154V153H44ZM54 154V153H53ZM56 154H59L60 155V153H56ZM78 154H81V153H77V154H75V155H78ZM84 154V153H83ZM83 154H82V156H83ZM90 154H92V152L91 153H89V155ZM93 154H95L96 155V153L94 152ZM101 154H102V152H101ZM180 154V153H179ZM184 154V153H183ZM223 156H227L228 154L230 155V154H232L234 157H235V155H236V157L237 158H233L232 160H229V161H227V159L228 158H225V160L224 159H222V160H224V162H226V163H224V162H221L222 160H221V156L222 155ZM47 155V154H46ZM58 155V156H59ZM66 155H67V157H66ZM75 155L73 156V157H75ZM84 155H88L86 152H85V154ZM88 155V156H89ZM110 155V154H109ZM154 155V154H153ZM221 155V156H220ZM232 155H230V156H228V157H230L229 159H231L233 156ZM243 155H244V153H243ZM248 155H250V153L249 154H247L246 156H248ZM53 156V155H52ZM55 156V155H54ZM81 156V155H80ZM87 156V157H88ZM98 157H99V159L102 161L103 159H101V157L103 156L104 158H105V156H107V152L105 153V156L102 154V156L100 157V155L98 154L97 155ZM96 156V159L94 160V161H96L95 163H97V159H98V157ZM150 156V157H149ZM164 156V155H163ZM162 156V157H163ZM2 157V156H1ZM27 157V156H26ZM51 157V156H50ZM55 157H57V156H55ZM72 157V158H73ZM85 157V156H84ZM84 157H82V158H84ZM93 157H95L94 155H93ZM159 157V156H158ZM157 157V158H158ZM221 157V158H220ZM253 157H256V158H254L253 159ZM17 158V157H16ZM31 158V157H30ZM46 158V157H45ZM59 158V157H58ZM58 158L56 159L57 161H58ZM71 158V159H72ZM107 158V160H103V161H106V163H108L109 162V164H107V165H110V160H112V162H113V158L111 157V155H110V158L108 159V157H106ZM105 158V159H106ZM115 158V157H114ZM152 158H153V156H152ZM152 158H150V159H152ZM166 158V157H165ZM174 158V157H173ZM224 158V157H223ZM240 158H242V159H240ZM21 159V158H20ZM50 159V158H49ZM60 159V158H59ZM74 159H75V162H74ZM88 159V158H87ZM87 159L86 160H83V159H81L79 156L77 157H75V158H73V164H71V166L69 167V171H70V168L71 169H73L74 171L76 170V172L77 171H83V169L82 168H87V166H88V164H89V162L87 161ZM98 159V160H99ZM154 160H156L155 158H153ZM220 159V160H219ZM65 160L66 161H68V162H65ZM100 160L98 161V163L100 164ZM160 160V159H159ZM170 160V159H169ZM213 161L212 163L214 164L211 168L209 167V165H211V164H209L210 163V161ZM234 160H235V162H236V160L237 161H239V163H237V165H236V163H234ZM40 161V160H39ZM18 162V161H17ZM23 162H26V161H23ZM32 162V161H31ZM36 162V161H35ZM70 162H71V160H70ZM156 162V161H155ZM207 162H209V163H207ZM229 162H231V163H229ZM242 162V163H243ZM249 162V161H248ZM247 162V163H248ZM55 163V162H54ZM64 163H66V164H64ZM91 163H92V161H91ZM97 163V164H98ZM114 163V162H113ZM162 163V162H161ZM167 163V162H166ZM171 163V162H170ZM176 163V162H175ZM203 163V164H202ZM229 163V164H228ZM20 164V163H19ZM56 164H57V162H56ZM55 164V165H56ZM94 164V163H93ZM104 164V163H103ZM103 164L101 163V165L103 166ZM118 164V163H117ZM209 164V165H208ZM224 164H226V165H224ZM230 164H235L233 167L235 168V171H237V167L236 166H238L239 168H241V170H242V172H240V173H236L234 170H232V169H234L232 166L230 167L231 169V171L230 170H228L229 168L227 167V165H230ZM239 164V165H238ZM250 164V162H249V165H251ZM28 165H29V163H28ZM45 165V164H44ZM103 166L104 167V169L102 168V171H107L108 170V167H109V170H110V168H111V170H112V167L113 166ZM160 165V164H159ZM224 165V166H223ZM244 165H246V164H244ZM48 166V165H47ZM50 166V165H49ZM68 166V165H67ZM90 166H92V165H90ZM100 166V165H99ZM118 166V165H117ZM179 166V165H178ZM208 166V167H207ZM214 166H217L216 168H214ZM42 167V166H41ZM59 167V166H58ZM93 167V166H92ZM92 167H91V169H92ZM95 167V166H94ZM93 167V168H94ZM161 167V166H160ZM97 168V167H96ZM95 168V169H96ZM101 168V167H100ZM117 168V171H116V175L114 176L113 174L110 176L109 175V178H113L114 179V177H118V181L126 188V186H127V184L128 183H130V174H129V171L127 170L128 168H127V166H125V165H119L118 167H116ZM163 168V167H162ZM205 168H208V169H205ZM225 168H227V169H225ZM50 169V168H49ZM91 169H90V171H91ZM99 169V167L97 168V170ZM161 169V168H160ZM166 169V168H165ZM168 169V168H167ZM170 169V168H169ZM252 169H253V172H252ZM60 170V169H59ZM65 170H66V168H65ZM68 170V169H67ZM174 170V169H173ZM177 170V169H176ZM188 170H190V168L188 169ZM188 170H187V172H188ZM240 170V169H239ZM238 170V171H239ZM262 170V171H261ZM161 171V170H160ZM170 171V170H169ZM202 171H203V173H202ZM233 171V172H232ZM63 172V171H62ZM71 172H73L72 170H71ZM170 172H172V171H170ZM184 172L186 173V176H187V172H186V170H184ZM190 172L188 173V174H190ZM252 172V173H251ZM256 172V173H255ZM35 173V172H34ZM172 173H174V172H172ZM176 173V172H175ZM179 173V172H178ZM183 173V172H182ZM216 173V174H215ZM233 173H236V174H239V175H241V174H246L244 177L243 176H241V178H240V180L239 179H237L236 178V176L237 175H235V174H233ZM250 173V174H253L254 173V175H252V177L251 176H249L248 174ZM50 174V173H49ZM61 174V173H60ZM63 174V173H62ZM64 174H66V173H64ZM72 174V173H71ZM74 174V173H73ZM81 174V173H80ZM87 174V173H86ZM106 174V173H105ZM165 174V173H164ZM194 174V175H195ZM202 174V175H201ZM217 174H219L218 176H217ZM190 175V176H191ZM200 175H201V177H200ZM238 175V176H239ZM50 176H51V174H50ZM102 176V175H101ZM173 176H175V175H173ZM185 176V175H184ZM235 176V177H234ZM247 176V177H246ZM38 176H36V178H37ZM153 177H154V175H153ZM176 177V176H175ZM178 177V176H177ZM181 177V176H180ZM209 177H211V179L209 178ZM251 177V178H250ZM59 178V177H58ZM119 178H120V180H119ZM212 178H213V180H212ZM244 178V179H243ZM246 178V179H245ZM182 179V178H181ZM216 179V178H215ZM220 179H222L223 180V182H222V180H220ZM66 180V179H65ZM157 180V181H156ZM170 180V179H169ZM190 180V181H189ZM161 181V182H160ZM222 183H225L224 185L223 184H220L221 182ZM254 181V182H253ZM206 182H207V184H206ZM220 182V183H219ZM256 182V183H255ZM171 183H173V180H172V182ZM203 183V184H202ZM197 184H201L200 186L199 185H197ZM262 184V183H261ZM171 185V184H170ZM189 185V184H188ZM192 185V184H191ZM203 185V186H202ZM261 186V185H260ZM149 187V186H148ZM178 189H177V188ZM181 187H182V185H181ZM182 187V188H183ZM130 188V187H129ZM181 188V189H182ZM189 188H191V186L189 187ZM137 189V188H136ZM176 189V190H175ZM138 190H139V188H138ZM167 190H168V188H167ZM154 191H156V194H158L157 196H155V198L153 199V200H150V199H152L153 198V196H154V194H153V192ZM176 191H178V193L179 194H181V196L180 195H178L177 194V192ZM195 191V190H194ZM143 192V191H142ZM187 193V194H185L184 195V193ZM133 194V193H132ZM140 194H141V192H140ZM150 194L152 195V197L150 196ZM183 194V195H182ZM144 195V194H143ZM165 195V194H164ZM180 196V198H182V199H184L183 197L185 196V199H186V196H187V201L189 202V200H192V201H190L191 203H188L185 199V202H183V200L182 199H180L178 196ZM140 196V198H142L143 196L142 195H139ZM263 196V195H262ZM208 197H213V199L214 200H216V203L215 204H211V203H214V202H212V200L210 201L209 200V203H208V201L206 202L205 201V199L207 200V198ZM145 198V197H144ZM190 198V199H189ZM210 198H208V199H210ZM182 200V204H180V202H178V200ZM189 199V200H188ZM141 201H142V199H141ZM146 201L144 202V205L145 204H147L146 203ZM211 202V203H210ZM184 203V204H183ZM185 203L186 204H188V207H190L189 208V210H188V208H186V206L187 205H185ZM180 207H179V206ZM190 205V206H189ZM152 206V207H151ZM185 208H186V210H188V212L186 211V213H187V215H186V213H185ZM144 209V208H143ZM149 209V210H150ZM53 210V209H52ZM52 210H50V211H52ZM148 210V211H149ZM264 210V209H263ZM144 211H146L145 209H144ZM147 212V211H146ZM59 213V212H58ZM149 213V214H150ZM46 214V213H45ZM44 214V215H45ZM186 215V217H189V221L187 220V218L185 217V219H184V216ZM65 215H66V213H65ZM189 215V216H188ZM67 216V215H66ZM42 217V216H41ZM44 217V216H43ZM53 217V216H52ZM54 217H55V215H54ZM260 217V216H259ZM61 218V217H60ZM63 218H64V216H63ZM138 219V218H137ZM102 220V219H101ZM188 221L189 222V225H188V229H189V232H190V234L187 232V228L185 229V228H183V229H185L184 231H186V233L185 232H183L182 231V228L180 229L179 228V225H181V227H184L182 224H185L186 225V222L185 223H182V221ZM63 221V220H62ZM100 221V220H99ZM138 221H139V219H138ZM48 222V221H47ZM62 223V222H61ZM64 223V222H63ZM140 223V222H139ZM182 223V224H181ZM59 225V224H58ZM145 224H143V226H144ZM145 225V226H146ZM186 225V226H187ZM61 228V227H60ZM66 228V227H65ZM66 229H68V228H66ZM137 228H135V230H136ZM139 229V228H138ZM137 229V230H138ZM148 229V230H147ZM181 231H180V230ZM262 229V228H261ZM72 230V229H71ZM71 230L69 231V233L71 232ZM135 230H134V232H135ZM183 232V233H179V232ZM147 232H148V234H147ZM132 233H133V231H132ZM143 233V234H144ZM178 233V236H181V234L184 236V233H185V235L186 234H189V236L187 235V238L188 237H191V238H183L182 236H181V238H183V240L182 239H180V240H182V242L179 240V242L177 241V245H180V247L179 246H177V245H175L174 243H176V241H172V239L173 240H176L174 237H177V234ZM76 234V233H75ZM78 235H80V234H78ZM135 235H136V233H135ZM135 235H131L130 234V237L131 236H133V237H131V238H133V242L132 241H130L131 242V244H129L128 246H130V247H132L133 248V246H134V244H135V240H134V237H135ZM176 235V236H175ZM70 236V235H69ZM74 236H76V235H74ZM171 236H173V238L171 239V238H169V239H171V241L173 242L172 243V245H175V246H172L171 245V247H173V248H170V246H169V244H171L170 242V240H167V238L168 237H171ZM71 237H72V232H71ZM79 237H82V235L81 236H79ZM128 235H124L123 233L121 234V235H119V241H114L113 240V242H112V244H111V249L110 250H105V249H103L102 247H100V246H98V244L94 241V240H91L90 239V237H84L83 236V239L81 240V244H80V246L82 247V248H79V242H78V240H77V243H69V245L71 246V247H73L74 249H77L78 250V252H79V254H80V258L81 259H84V260H87L88 261V263H90V264H113V262H111V260L113 259V253L115 252V251H117V250H120V248H121V250H122V247L123 246H125L124 248L127 250V244H128V240L130 239V237H129V239H128ZM143 237V238H142ZM185 237V236H184ZM263 237H264V235H263ZM262 237V238H263ZM70 238V237H69ZM261 238V239H262ZM76 239V238H75ZM79 239V238H78ZM178 239H179V237H178ZM177 239V240H178ZM185 239V240H184ZM189 239H191V241L189 240ZM71 240V239H70ZM69 240V242H71ZM98 240V239H97ZM186 240L188 241H190V243H191V245L188 243V242H186ZM74 241V240H73ZM168 241H169V243H168ZM185 241V242H184ZM181 242V243H180ZM56 243V242H55ZM58 243V242H57ZM133 243V244H132ZM179 243V244H178ZM185 244V243H188V244H185V245H183V244ZM76 244V245H75ZM77 244H78V246H77ZM261 244V246H263V248H264V244L262 245ZM54 245V244H53ZM133 245V246H132ZM188 245H190V246H188ZM57 246V245H56ZM181 246H182V249L184 250V247L186 248V246L187 247H191V249L192 250H190L189 248V250H187V248L184 250V252L182 251V249L180 250V248H181ZM169 247V248H168ZM175 247V248H174ZM177 248H179V252H180V254H181V257H180V254H177V256H175L174 258L175 259H173V260H171L172 258V254L171 253H173L174 252V254L176 253V251L178 252V250H177ZM129 249V248H128ZM172 250V252L171 253H169L170 252V250ZM262 249V250H261ZM131 250V249H130ZM128 251L127 253L123 250V251H120V253H119V251H117L118 252V254L119 255H116V253H115V256H121L122 254L121 253H123V252H125L127 255H128V253L130 252L131 253V251ZM136 250H138L137 248H135L134 249V251H136ZM150 250H152V251H150ZM165 250L166 251H168L167 252V254H168V257H169V255L171 254V257H169L170 259H167L166 261H165V259L166 258H164V263H163V258L161 257V254L163 253L164 255H165ZM188 252H187V251ZM134 251H132L133 253H134ZM183 253H182V252ZM186 251V252H185ZM87 252H89V254L91 253L92 255H94L98 260H99V262L100 263H96V262H94L87 254ZM136 252H138V251H136ZM147 252V253H146ZM191 252V253H190ZM185 253L187 254V253H189L186 257H185ZM193 253V254H192ZM194 253H196V254H194ZM121 254V255H120ZM190 254H192V255H190ZM129 255H131V254H129ZM134 255V256H133ZM132 256L134 257V258H136L135 256H136V253L135 254H133ZM179 255V256H178ZM166 257H167V255H165ZM164 256V257H165ZM144 257H145V255H144ZM156 257V259H154ZM167 257V258H168ZM176 257L177 258H179V259H176ZM185 257V260H183L182 261V258H184ZM196 257V258H197ZM2 260H5V258H2V257H0ZM119 258V257H118ZM127 258V257H126ZM131 258V260H132V257H130L129 256V258L128 259H130ZM145 258H147V257H145ZM115 259H116V261H117V263L118 264H122V263H124V264H129V262H122V263H119V261H118V259L115 257ZM138 259V258H137ZM189 259H191V258H189ZM127 260V259H126ZM125 260V261H126ZM131 260H129V261H131ZM152 260V261H151ZM179 260H181L182 261V263H181V261H179ZM194 260H195V257H194ZM194 260H192V261H194ZM113 261V260H112ZM115 261V262H116ZM175 261V263H173ZM188 261V262H187ZM196 261V260H195ZM194 261V262H195ZM1 262V261H0ZM133 263H134V261H132ZM132 262H130V263H132ZM139 262V263H138ZM143 262H145L146 264H147V262H146V259L143 261ZM143 262H140V260L139 261H137L136 260V263L137 264H143ZM152 262V263H151ZM172 262V263H171ZM116 263V264H117ZM135 263V264H136ZM144 263V264H145ZM202 263V262H201ZM203 263V264H204ZM2 264V263H1ZM5 264V263H4ZM168 264V263H167ZM189 264H193V262H189ZM200 264V263H199Z\"/></svg>", "mask_w": 264, "mask_h": 264}, {"label": "crops", "instance_id": "crops-1", "mask_svg": "<svg viewBox=\"0 0 264 264\" xmlns=\"http://www.w3.org/2000/svg\"><path fill=\"white\" fill-rule=\"evenodd\" d=\"M44 107V109L47 111L46 112V114L48 115L49 114V111H48V109L45 107V106H43ZM112 202V201H111ZM76 205V204H75ZM85 209L86 208H80V212H83V211H85ZM74 210H76V208L74 209ZM105 218H106V214L104 213V215H103V217H102V220H101V222L99 223V225H102L103 224V222L105 221ZM118 221V218L117 217H115L114 216V218H113V222H111V224L109 223V224H107V230L108 231H111L113 228H112V226H113V224H114V222L116 223ZM98 225V226H99ZM129 231V229L127 230V229H125V225L124 224H122L121 223V225H120V227L118 228V230L117 231H115V233H114V236H113V240L114 241H119V235H121L122 233L123 234H125V233H127Z\"/></svg>", "mask_w": 264, "mask_h": 264}]
</instances>
